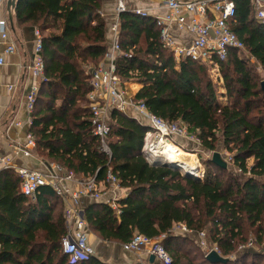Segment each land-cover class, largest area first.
<instances>
[{
  "label": "trees",
  "instance_id": "16d2710c",
  "mask_svg": "<svg viewBox=\"0 0 264 264\" xmlns=\"http://www.w3.org/2000/svg\"><path fill=\"white\" fill-rule=\"evenodd\" d=\"M232 1L236 16L231 29L247 55L230 50L219 63L226 91L221 97L228 99L224 106L207 65L187 59L177 69L155 19L129 11L119 18L123 53L116 61L117 74L142 85L136 100L157 117L183 124L205 150L213 152L222 144L244 176L225 181L227 169L203 160L207 174L201 181L179 171L198 174L196 156L179 170L152 164L145 154L151 129L127 113H110V156L101 150L93 134L91 88L83 66L98 65L108 52L102 0H17V23L35 27L43 36L45 82L30 129L37 154L72 171L77 179L95 177L102 182L111 169L127 191L117 202L118 210L96 201L85 210L90 231L102 240L124 245L136 232L159 239L173 264H212L195 238L172 231L177 224L193 234L205 231L224 256L237 254L248 242L246 226L257 229V243L262 242L264 92L256 64L264 67V24L255 19L252 0ZM19 184L14 169L0 171V264H71L61 249L66 234L63 199L42 187L31 200L20 193ZM259 258L264 260V255L244 253L225 264H259ZM77 264L104 263L92 258Z\"/></svg>",
  "mask_w": 264,
  "mask_h": 264
},
{
  "label": "built area",
  "instance_id": "2783aa9c",
  "mask_svg": "<svg viewBox=\"0 0 264 264\" xmlns=\"http://www.w3.org/2000/svg\"><path fill=\"white\" fill-rule=\"evenodd\" d=\"M6 0H0V2ZM255 19L264 24V0H252ZM167 13L164 17L156 18L157 25L161 28V42L163 47L173 53L177 69L181 62L187 59L205 65L218 67L219 63L226 60L230 50L245 51V45L232 31L231 22L236 16V5L232 0H165ZM118 12H127L122 1ZM137 15L147 16L146 12L138 10ZM176 26L180 31L187 32L191 41L181 43L173 32ZM2 38H8V25L5 20L0 21ZM113 46L105 55V59L96 66H86L88 85L91 91L88 95V108L91 115L93 134L98 137L101 150L110 156L111 152L106 142L110 132V113L119 111L132 115L138 113L150 127L147 139L151 140L145 145V154L152 164L166 163L163 154L159 152L158 145L163 141H171L172 136L187 137V131L179 122L170 123L154 115L143 101L136 100L129 93L128 82L117 74L116 61L122 51L119 45V23L112 25ZM35 54L30 66V71L35 79L26 99L32 113L37 101V95L43 82H45V61L42 56L43 36L36 30ZM14 45L5 49L6 54L14 53ZM4 58L0 56V65ZM13 87H10L12 89ZM137 118V117H135ZM32 125V123H31ZM154 133V134H153ZM36 147V139L30 131L27 135V144L22 148L25 155H31V149ZM0 164L14 169L11 162L0 157ZM46 172H41L24 167L15 168L20 179L19 191L25 197L35 200L42 187H50L61 197L65 203L66 234L61 241L62 252L68 256L71 264H77L94 258L95 252L90 243V229L86 220L85 211L80 208V201L89 198L98 201L103 197L100 184L122 192L123 200L127 197L126 190L120 185L119 179L108 170L106 180L98 182L95 177L78 180L72 171L62 166L54 165ZM78 188L73 190L72 186ZM114 210H118L117 202H108ZM174 233L191 234L198 237L199 246L207 248L205 231L198 234L189 230L184 224H177ZM1 248V246H0ZM124 248L132 253L145 252L148 256H155L161 264H173V258L159 239H152L136 232ZM212 251L218 252V248ZM210 251V252H212ZM208 252V254L210 253ZM220 254V252H218ZM207 254V255H208ZM221 255V254H220ZM222 256V255H221Z\"/></svg>",
  "mask_w": 264,
  "mask_h": 264
},
{
  "label": "crops",
  "instance_id": "0c3cea01",
  "mask_svg": "<svg viewBox=\"0 0 264 264\" xmlns=\"http://www.w3.org/2000/svg\"><path fill=\"white\" fill-rule=\"evenodd\" d=\"M120 1L124 3L127 11L135 13L141 10L153 19L168 14L164 4L165 0H102V18L107 25L108 50L113 46L111 27L119 23L121 13L118 12V6ZM14 10V8L9 10L8 0L0 2V21L5 20L8 25L7 39L2 38L0 28V56L4 58V63L0 65V157L8 159L14 166V170L18 167H24L46 172V169L58 164L47 163L42 156L37 154V146L30 150L31 155H25L21 151L27 144V135L33 122L26 97L35 83L30 66L35 54V33L38 29L32 26H20L15 18ZM173 32L181 43L188 44L191 41L190 35L180 31L178 27L174 26ZM9 45H14L16 50L14 53L6 54L5 49ZM130 85L132 83L128 82L129 93L135 97L142 85L135 84L132 89L129 87ZM10 87L13 88L10 89ZM132 116L137 117L138 121L147 125L138 113L134 112ZM5 168L7 167L0 164V171ZM78 180L83 179L78 178ZM72 188L76 190L78 186L73 185ZM100 188L104 190L103 197L96 201L97 203L107 205L111 201H120L122 192L109 188L103 183L100 184ZM125 193L127 194V191ZM93 202L95 201L83 198L79 205L85 211ZM189 235L198 242L196 235ZM90 243L94 248V258L104 264H161L157 259L151 262V256L145 252H129L123 244L104 241L93 232L90 233Z\"/></svg>",
  "mask_w": 264,
  "mask_h": 264
},
{
  "label": "rangeland",
  "instance_id": "374dc122",
  "mask_svg": "<svg viewBox=\"0 0 264 264\" xmlns=\"http://www.w3.org/2000/svg\"><path fill=\"white\" fill-rule=\"evenodd\" d=\"M243 53L245 55H247L246 50L243 51ZM89 65L92 67L96 66L93 64L84 65L83 69L85 71V75H86V66H89ZM207 67H208V74H209L210 78L213 80L214 84L218 87V90H219L218 92H219V96H220L219 101L224 106L228 103V99L225 97H221V96H223V94L226 93L225 88L223 87L224 81H223V75L221 73V69L219 68V66L215 67V66L208 65ZM256 71L259 75V78L261 80H264V67L256 64ZM86 76H87V80H88V75H86ZM135 84H137V83H132V85H130L129 87L132 89V87L135 86ZM186 131H187V129H186ZM151 132H153V131H151ZM178 138H181V139H178ZM150 140L151 139L148 138L147 143ZM169 142L174 144L175 146H177V148H179L180 151L190 155V157H188L189 160L185 161V163H179L178 164L179 166L176 167L177 169H183V168L189 167L190 165H185V164H187L186 162H188V163L191 162L192 159H194L196 156V158H195L196 162L194 164H198V167L200 169V172L198 174L202 178V179H200L201 181H204L206 179V174H207V169L204 166L203 160H205V161L211 160L212 155L215 152L220 153L223 160H225L228 163V166L226 168L227 169L226 172L222 174L223 179L225 181L227 179H229L230 176H235V177L240 176V178H242V179L244 177L243 174L241 173V171L239 170V168L233 164V161L231 160L232 154L228 153L223 148L222 144H219L217 146L216 150L213 152L207 151L201 146V143L198 141V139L195 138L193 135H190L188 132H187V137L182 138V137L174 135V136H172L171 141H169ZM248 163H249V165H251L252 160H250ZM203 169H205V171H204L205 175L202 177V170ZM263 228H264V226H263ZM256 230L257 229L249 228V226H246L247 240L248 239L249 240L245 245L240 247V250L235 255L224 256L221 253L219 247L216 244H214L212 242L211 238H209V237H207L205 239V241L207 242V248L202 249L203 251L201 253L208 254V252L212 251L213 249L215 250L216 248H218V252H220V254L222 256L229 258V260H237L244 253H249L251 255H264V235H263V240H261L262 242L260 244L257 243L259 240H258ZM207 236H208V234H207ZM193 255H194V253H193ZM197 257L200 258V256L198 254H197ZM252 261L253 260H248V264H251ZM258 261H259V264H264V260H262L261 258H259Z\"/></svg>",
  "mask_w": 264,
  "mask_h": 264
},
{
  "label": "water",
  "instance_id": "95a60500",
  "mask_svg": "<svg viewBox=\"0 0 264 264\" xmlns=\"http://www.w3.org/2000/svg\"><path fill=\"white\" fill-rule=\"evenodd\" d=\"M15 5H16V0H8V8H9L10 11H11L12 8H15ZM261 86H262V90L264 92V80L262 81ZM211 161L215 165H217V166H219L221 168H224V169H226L227 166H228V163L225 160H223V158L221 157L220 153H218V152L213 153ZM155 164L156 165H160V164H157V163H155ZM163 165H171V166H173L175 168V165L170 164V163H163ZM177 170H179V169H177ZM179 171H181V170H179ZM181 172L187 177H195L197 179H202L201 176H199V174L190 173V172H186V171H181ZM206 259H207V261H209L212 264H225V263H227L229 261L228 258H225V257L221 256L216 251L210 252L206 256ZM154 260H155V256H151L150 257V261L153 262Z\"/></svg>",
  "mask_w": 264,
  "mask_h": 264
},
{
  "label": "bare ground",
  "instance_id": "6f19581e",
  "mask_svg": "<svg viewBox=\"0 0 264 264\" xmlns=\"http://www.w3.org/2000/svg\"><path fill=\"white\" fill-rule=\"evenodd\" d=\"M159 152L163 154V157L166 161V163L173 164L175 166H179V163H184L185 161H188V157H190L189 154L184 153L177 148L174 144L163 141L158 145ZM200 172V169L198 168V173Z\"/></svg>",
  "mask_w": 264,
  "mask_h": 264
}]
</instances>
